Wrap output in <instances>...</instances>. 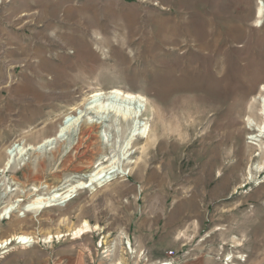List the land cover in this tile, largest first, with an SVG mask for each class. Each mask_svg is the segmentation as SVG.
Masks as SVG:
<instances>
[{"label": "rangeland", "instance_id": "1", "mask_svg": "<svg viewBox=\"0 0 264 264\" xmlns=\"http://www.w3.org/2000/svg\"><path fill=\"white\" fill-rule=\"evenodd\" d=\"M258 2L0 0V217L11 208L0 240L31 238L0 249V264H158L169 251L180 264L264 257V170H255L264 159L246 127L264 87ZM110 89L143 97L145 134L93 122L91 96ZM77 109V125L37 150ZM98 162L114 173L60 206L25 212L34 196L86 181ZM82 221L99 229L43 243ZM127 240L144 258L124 250Z\"/></svg>", "mask_w": 264, "mask_h": 264}, {"label": "bare ground", "instance_id": "2", "mask_svg": "<svg viewBox=\"0 0 264 264\" xmlns=\"http://www.w3.org/2000/svg\"><path fill=\"white\" fill-rule=\"evenodd\" d=\"M258 6L256 9V19L255 22L257 25L262 24L263 15H264V5L262 4L261 0H258ZM91 101L88 104V107H86V111H92L95 115L96 120L93 122L96 124L104 125L105 123H111V124H117L120 123V121L125 122L130 129H137L140 131V134H145L146 126L145 123L142 124L139 119L142 116L141 114V103L143 102V97L136 94L126 93L119 89H110L107 92H101L97 91L93 93L91 96ZM253 103L257 102L258 104V121L253 118H247L246 119V127L248 130H252L255 127L254 135L249 137V139L253 142V145H255L259 153L257 156H260L262 159H264V150L262 149V145L264 144V87H262L259 90L258 96L252 100ZM83 111H79L78 109L74 111V114H67L62 117L61 123L58 126L54 136L47 137L43 139L37 147V150L39 147H45L49 144L54 143L56 140H58V136L62 134L61 137L65 135L67 131H70L75 127L78 123V119L82 116ZM60 137V138H61ZM15 147L14 145H12ZM11 147L10 149H12ZM41 148V149H42ZM6 152L7 158L5 167L3 169H10L12 164V152L10 151ZM25 148H21L19 150V154H22L21 152H24ZM25 153V152H24ZM112 170V165L108 167H101V163L98 162L93 169V171L88 175L86 181H78L75 184L69 185L66 188H64L62 191H53L49 193V195H37L34 196L32 201L25 205L24 210L28 214L38 215L45 209L53 208L62 205L63 203H66L70 201L73 198V193L78 191L79 189H85L89 186H91L93 183L103 180L106 175L112 174L114 172ZM255 170L257 172H262L264 170V160L260 162L255 167ZM248 177L247 179H251L252 175L250 174V170H248ZM89 183V184H88ZM11 211V208L5 209L3 214L0 217V220L3 219V217H6L9 215ZM10 219V218H9ZM65 219L63 218L60 223H63ZM67 221V220H66ZM99 229L97 226H91L87 221H82L78 227L69 230V234L66 235H49L46 236L44 239H42L43 243H50L54 239H61L65 236H72V239H80L84 234L95 232ZM30 237L26 234H12L6 237L5 239L0 240V249H6L8 246L12 245L13 243H17L19 246L24 247V245H27L30 243ZM101 245V244H100ZM26 247V246H25ZM124 250L128 254H136L135 249L132 247L129 240L125 241L123 243ZM107 252V251H106ZM139 253V252H138ZM135 255V256H136ZM144 252H140L137 257L138 259L144 258ZM227 262H231L233 264L232 259H234V256L227 255ZM243 255H237L236 258H242ZM224 260V257H223ZM114 264H121V262H116Z\"/></svg>", "mask_w": 264, "mask_h": 264}, {"label": "built area", "instance_id": "3", "mask_svg": "<svg viewBox=\"0 0 264 264\" xmlns=\"http://www.w3.org/2000/svg\"><path fill=\"white\" fill-rule=\"evenodd\" d=\"M167 256L158 264H180L176 259V254L173 251H169L166 254ZM241 263L245 262L246 256L243 255L242 258H237ZM224 262H227V257L224 258ZM234 264V263H233Z\"/></svg>", "mask_w": 264, "mask_h": 264}, {"label": "crops", "instance_id": "4", "mask_svg": "<svg viewBox=\"0 0 264 264\" xmlns=\"http://www.w3.org/2000/svg\"><path fill=\"white\" fill-rule=\"evenodd\" d=\"M189 261L187 260L185 264H215L216 263L215 260H212L211 258L208 257L197 258L191 262ZM246 264H251V262H248ZM256 264H264V257L261 258Z\"/></svg>", "mask_w": 264, "mask_h": 264}, {"label": "water", "instance_id": "5", "mask_svg": "<svg viewBox=\"0 0 264 264\" xmlns=\"http://www.w3.org/2000/svg\"><path fill=\"white\" fill-rule=\"evenodd\" d=\"M61 136H62V134L58 136V139H60ZM41 148H42V147H39L38 150H42V149H44V148H42V149H41Z\"/></svg>", "mask_w": 264, "mask_h": 264}]
</instances>
